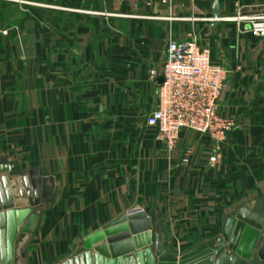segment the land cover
<instances>
[{
  "label": "crops",
  "instance_id": "obj_1",
  "mask_svg": "<svg viewBox=\"0 0 264 264\" xmlns=\"http://www.w3.org/2000/svg\"><path fill=\"white\" fill-rule=\"evenodd\" d=\"M20 1L0 0V161L21 175L0 178L13 181L15 208L27 200L13 189L32 170L56 190L18 264H60L136 210L152 231L132 245L162 234L178 258L221 237L247 205L264 217V40L225 21L264 0ZM190 35L230 72L220 114L237 128L215 169L206 137L185 131L170 151L147 126L158 92L150 74Z\"/></svg>",
  "mask_w": 264,
  "mask_h": 264
},
{
  "label": "water",
  "instance_id": "obj_2",
  "mask_svg": "<svg viewBox=\"0 0 264 264\" xmlns=\"http://www.w3.org/2000/svg\"><path fill=\"white\" fill-rule=\"evenodd\" d=\"M214 19H220L218 3ZM6 165V159L0 161V177L21 175ZM6 179L0 178V264H18L19 245L37 228L41 220L38 212L53 202L56 181L43 176L41 170L30 171L23 178L24 192H20V199L27 204L15 208ZM151 231L148 216L142 210L133 211L87 237L75 254L60 264H264V217L251 205L229 219L221 237L179 258L164 249L162 234L153 238L150 247L138 250L132 245V238L149 236ZM25 256L22 248L20 258Z\"/></svg>",
  "mask_w": 264,
  "mask_h": 264
},
{
  "label": "built area",
  "instance_id": "obj_3",
  "mask_svg": "<svg viewBox=\"0 0 264 264\" xmlns=\"http://www.w3.org/2000/svg\"><path fill=\"white\" fill-rule=\"evenodd\" d=\"M225 21L236 23L244 27L245 34L264 40V5L239 7L236 15ZM150 76L158 92L157 108L147 119V126L155 131L156 141L173 151L183 132L200 134L212 143L209 166L215 169L223 159L229 136L237 128L234 119L220 114V100L230 72L214 65L211 51L202 48L197 38L190 35L168 44L162 71H152ZM191 157L192 151H186L182 164L189 165Z\"/></svg>",
  "mask_w": 264,
  "mask_h": 264
},
{
  "label": "rangeland",
  "instance_id": "obj_4",
  "mask_svg": "<svg viewBox=\"0 0 264 264\" xmlns=\"http://www.w3.org/2000/svg\"><path fill=\"white\" fill-rule=\"evenodd\" d=\"M7 177H11V176H7ZM18 178L19 176H14L13 178ZM24 177V176H23ZM13 181L11 180H9L8 178L6 179V184L8 185V187H9V191H10V193H12L11 192V187H12V185H11V183H12ZM18 182V181H17ZM14 187V186H13ZM18 187H20V188H22L21 190L24 192V186H23V184L22 183H20V182H18L17 184H16V187H15V189H13V190H16V188H18ZM5 191V190H4Z\"/></svg>",
  "mask_w": 264,
  "mask_h": 264
}]
</instances>
